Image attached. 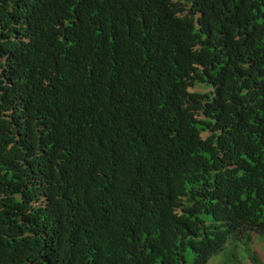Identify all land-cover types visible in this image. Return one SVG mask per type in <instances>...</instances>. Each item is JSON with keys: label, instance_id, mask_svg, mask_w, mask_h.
I'll use <instances>...</instances> for the list:
<instances>
[{"label": "trees", "instance_id": "trees-1", "mask_svg": "<svg viewBox=\"0 0 264 264\" xmlns=\"http://www.w3.org/2000/svg\"><path fill=\"white\" fill-rule=\"evenodd\" d=\"M254 232L264 0H0V264H212Z\"/></svg>", "mask_w": 264, "mask_h": 264}, {"label": "rangeland", "instance_id": "rangeland-1", "mask_svg": "<svg viewBox=\"0 0 264 264\" xmlns=\"http://www.w3.org/2000/svg\"><path fill=\"white\" fill-rule=\"evenodd\" d=\"M195 89L199 92L209 94L210 98H213L216 95V92L213 91V88L203 82L197 81L195 83ZM230 253L234 255L230 257ZM245 254L248 258L255 257L259 263L264 264V237H261L258 233L253 234V238L248 245L243 243L231 245L228 248H225L219 255L215 256L211 263L212 264H227L240 260V264H248ZM191 262V261H190Z\"/></svg>", "mask_w": 264, "mask_h": 264}, {"label": "clouds", "instance_id": "clouds-1", "mask_svg": "<svg viewBox=\"0 0 264 264\" xmlns=\"http://www.w3.org/2000/svg\"><path fill=\"white\" fill-rule=\"evenodd\" d=\"M254 233H257V232H254ZM254 233H253V234H254ZM258 234H259V233H258ZM259 235H260V234H259ZM261 237H263V236H261ZM252 238H253V236H252ZM251 240H252V239H251ZM250 242H251V241H250ZM248 244H249V243H248ZM248 244H247V245H248ZM215 256H217V255H215ZM215 256H214V257H215ZM214 257H213V258H214ZM230 257H231V256H230ZM232 258H233V256H232ZM252 258H255V257H252ZM256 260H257V259H256ZM211 261H212V260H211ZM257 261H258V260H257ZM237 262H239V264H240V261H239V260H238ZM232 263H233V262H232ZM258 263H259V261H258Z\"/></svg>", "mask_w": 264, "mask_h": 264}]
</instances>
